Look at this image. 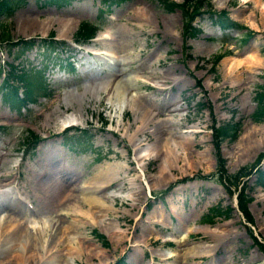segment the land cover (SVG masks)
<instances>
[{"label": "rangeland", "instance_id": "1", "mask_svg": "<svg viewBox=\"0 0 264 264\" xmlns=\"http://www.w3.org/2000/svg\"><path fill=\"white\" fill-rule=\"evenodd\" d=\"M166 2H104L109 15H102L100 0H68L64 5L25 0L10 15L0 18V39L7 36L6 32L10 41L33 37L29 46L18 41L13 45L1 43V69L23 74L42 89L17 108L0 98V123L9 124L0 129V198L13 200L19 207L9 217L0 208V232L21 223L31 231L41 227L45 236L47 231L53 233V227L58 234L65 224H71V230L63 228L62 245L51 247L48 253L58 255L70 246L77 250L71 264H116L119 260L122 264H149L150 257L152 264H264V255L253 240L255 237L264 244V183L263 187L256 184L253 169L264 168V158L244 179L235 175L238 167L251 165L264 152V119L251 118L254 92L264 85L263 8L253 0H202L199 9L186 18L179 6L167 9ZM29 7L39 18L49 11L51 15L54 8L52 17L69 16L76 20L74 27L67 36L57 35L53 25L28 32ZM136 8H143L142 23ZM221 9L227 10L236 25L221 27L215 21V12ZM247 16L249 22L244 18ZM86 21L92 22L94 31L80 37L76 30L81 34L88 26ZM182 22L187 25L183 32ZM192 26L196 30L189 35ZM101 30L110 38L95 40ZM50 33L62 40L45 47L40 37ZM112 33L116 38L110 42ZM115 44L118 49L125 47L129 55L119 57L121 52L116 53ZM106 48L114 49V58L98 54ZM234 59L235 68L230 66ZM117 62L122 67L119 78L130 76L135 81L120 87L125 93L121 109L107 107V99L101 97L94 107L86 102L80 114H71L73 108L65 106L66 93L91 92V86L96 83L99 87L101 76ZM116 83L117 77L113 80ZM135 99L151 115L150 123L138 133L137 120L132 121V104L126 102ZM65 115L73 118L72 122L61 124ZM231 120L239 122L235 139H216L213 127ZM155 124L169 127L165 137L176 157L151 151ZM72 127L86 128V134L68 137ZM26 130L37 137L25 145ZM256 138L262 141L258 149ZM138 140L140 144H136ZM105 165L109 167L104 175L95 179L97 167ZM31 168L38 169L32 172ZM221 172L227 173L231 182H226ZM46 185L64 190L67 204L57 206V195L44 194ZM239 188L251 196L247 202L250 222L235 203ZM160 190L166 192L154 194ZM16 194L30 199L36 210L42 211L29 210L21 201L19 204ZM90 195L99 202L93 205L83 197ZM212 205L225 210L226 216L215 215L208 226L196 225ZM227 206L231 208L226 212ZM84 210L89 213L83 215ZM38 214H45V221H36ZM93 229L104 234V244ZM185 229L188 235L181 242L169 241L170 236ZM218 234L227 235V239L213 248L212 235ZM86 247H93L97 254L90 258ZM196 248L200 250L198 256L188 254L184 258L176 253L162 259L168 250L190 253ZM44 258L31 264H44Z\"/></svg>", "mask_w": 264, "mask_h": 264}, {"label": "bare ground", "instance_id": "2", "mask_svg": "<svg viewBox=\"0 0 264 264\" xmlns=\"http://www.w3.org/2000/svg\"><path fill=\"white\" fill-rule=\"evenodd\" d=\"M241 1H245V0H241ZM253 1L257 2V4L261 8H263L262 11H264V1H261V0H253ZM142 9L136 8V10H135L137 15L140 16L138 21L141 22V23L143 22L142 20H144V18H145L144 11ZM55 12L56 11L54 10V8H52V14H54ZM49 13H51V11L47 12V15L44 18H39L38 14L35 13L29 7V17H28V19H29V30H28V32L31 31V30H34V29L38 30L40 28H47L48 29L50 26L53 25L56 28V30H57V32H56L57 35H64V36L69 35V33L71 31V28L74 27V24H75L76 20L70 18L69 16H68L69 19L66 18V17H63V16H62L63 18H61L60 16L58 18L55 17V16L52 17V14L50 15ZM75 16H76V14L74 13L72 17L74 18ZM244 18H245L246 21L249 20L248 16L244 17ZM94 38H95V40L101 39V37H99V35L98 36L96 35ZM115 38H116L115 34L112 33V38L110 39V42L113 41ZM122 43H124V40L120 41V44H122ZM116 48H117L116 49V53L121 52L119 54V57L122 58V56L124 55V58H126V56L129 55V53L126 51L125 47H122L121 49H118V45H116ZM110 50H111V48H110ZM113 51H114V49H112V52ZM106 52H109V49L106 48ZM109 53H111V52H109ZM119 57H118V59H119ZM247 57H250V58L255 59V60L258 59L257 57H254L252 55H247ZM236 62H237L236 59H234V61H232L230 63V66L235 68ZM120 72H122V67H121L120 63L117 62V65H112L110 67L109 71L101 76L99 82H102V83L100 84V83L97 82V84H100L99 87L96 86V83H95V85L91 86V88L89 89L90 91L92 90L91 92L74 93L72 91H68L66 93V96H65V103L67 104V105L65 104V106H71L73 108V111L71 112V114L72 113H76V112L78 114H80L81 113L80 112V107H84V104L86 102H91V105L94 107L95 102H100L102 100L101 97H104L105 99H107V103H108L107 107H114L117 111L120 110L121 109V101L124 98V94H125V93H123L124 92L123 88L120 89V87H123L124 84H126V86H128V84L129 85L135 84V81H132L131 78H129L130 76H125V77L121 76V78H119V76L121 74ZM116 77H117V83L113 84V80ZM85 88H87V87H85ZM87 91H88V89H87ZM128 101H129V106H131L130 105V102H131V104H132L131 109L134 112L133 114H135V115H133V120L132 121L134 122L135 120H137V123H138L137 126H136V127H138L136 132L137 133L140 132V131L142 132V130H144L146 128L147 124L150 123V121H151V120L149 121V118L151 117V115L149 114L150 111H148L147 110L148 108L144 107V105L142 103H140L141 101L139 102L138 100L135 99L136 102H134L133 100H127L126 102H128ZM152 110H154V109H152ZM55 114H56V111L54 112V116H55ZM72 120H73V118H70V116L65 115L63 117V119H62L61 124H64V123H67V122L70 123V122H72ZM53 123H55V120H53ZM151 127H152V125H151ZM166 133L167 134L170 133L169 132V127H167L165 125H161V124H157V125L155 124V127L153 128V131H152V134H153L152 135V139L153 140L151 142L153 143L152 144V149L153 150H151V151L155 155H164V157L174 158V157H176V155L173 153V147L171 146V143L165 137ZM261 142H262L261 139L256 138L255 143H256V148L257 149L259 148ZM136 144H140V140H138V142H136ZM144 155L146 156V154H144ZM39 166H40V164H39ZM108 167H109L108 165L97 167V170L94 172L95 174H94L93 177L94 178L96 177L95 179L101 178L104 175L103 171L106 168L108 169ZM37 169H35V170L32 169L33 170L32 172H36ZM39 172H41V171H39ZM47 173H49V172H47ZM106 174H108V173H106ZM4 183L2 182L1 184H4ZM100 184H102V183H100ZM107 184H108V182H107ZM107 184H104V186L107 185ZM100 186H97V187L100 188ZM46 189L47 190L44 191V194H46L47 191H48L50 196H56L57 195L56 200H55V202L57 203V206H60V204H62V203L63 204H67L66 203V198L64 197V194H63L64 190H61L60 187H58L57 185L53 186V187L49 186V185H46ZM37 193H38V191H37ZM126 194L128 195V193H126ZM83 197L88 199L91 202V204H93V205L99 202V200L94 195H90V196H87V197L83 196ZM19 204H20V202H19ZM0 208L4 209V212L6 214L4 216H7V217H9L10 212H18L19 211L18 210L19 207L14 203L13 200H11V201L10 200H6L5 201V198H0ZM34 210H36V207L34 208ZM46 210H47V208H46ZM71 210L75 211V212L77 211L75 207H72ZM36 211L39 212V211H42V210H38V208H37ZM79 211H80V213L82 212V210H80V209H79ZM84 212L85 213L83 215H85L87 212L89 213L88 210L87 211L84 210ZM64 213H67V211L62 213L63 216L66 215ZM44 215L45 214H38L37 215L38 217H37L36 221H38V222L39 221H45V219L43 217ZM91 215L93 216L92 212H91ZM6 220L9 221L10 219L8 218ZM58 220L62 221L61 218H58ZM4 221H5V219H4ZM9 225H10V221L8 222V224L6 226L9 227ZM196 225L204 226L205 224H196ZM6 226H5V228H7ZM39 228L40 229L35 228L33 231H31L25 225H23L21 223H15L9 229H2V231L0 232V264H1V261H4V264H9L12 261H14L15 264H31L32 261L35 262V261L39 260V258H41V257L44 258V256H45V258L43 259L44 264H71V261L73 260L72 259V255L77 251L76 249L72 250L71 247L68 246L65 249L64 252H60L58 255H55V253H51L50 255H48V251L47 250L50 249L51 247H54L56 245H59V244L63 243V242L60 243V240L63 238L62 235H61V233L63 232V228L71 230L73 228V226L71 224H65L62 229H59V231L60 230L61 231L58 234H55L58 230H55L56 227H53V229L51 228L53 233H48V231H47V233H45V236H43L42 228L41 227H39ZM186 229H185V232L177 234L176 237L173 236V238H172L173 241L177 240V243L179 241L181 242V240L184 238V236L188 235V232H187ZM112 233L116 234L115 230H112ZM53 234H55V235H53ZM169 235H172V234H169ZM226 239H227V235H222V234L212 235V240H213L212 246H213V248H216L217 245H219L222 241H225ZM220 240H221V242H219ZM62 241H63V239H62ZM86 248H88V250H89L88 254L90 255L89 256L90 258L93 255L97 254L96 250L93 247H90V248L86 247ZM55 250H59V248H57ZM190 251H192V250H190ZM198 252H200V250H198V248H196V250H193L190 253L187 252V251H186V253H183V252L181 253L177 249H176V252L172 253L170 250H168V253H164V257L162 259L165 260L167 258V256L170 257L172 254L175 255L176 253H180V255H182V257H184V258L188 254H189L188 256H191L192 254L193 255L197 254V256H198ZM6 254H8L9 257H7V256L5 257ZM46 255H47V257H46ZM175 256H177V255H175ZM175 256H172L171 258L174 261H177V259L174 258ZM132 257H134V255H132ZM179 258H180V256H179ZM179 261H180V259H179ZM39 263H40V261H39Z\"/></svg>", "mask_w": 264, "mask_h": 264}, {"label": "trees", "instance_id": "3", "mask_svg": "<svg viewBox=\"0 0 264 264\" xmlns=\"http://www.w3.org/2000/svg\"><path fill=\"white\" fill-rule=\"evenodd\" d=\"M65 1L67 0H48V2H52L55 4H63ZM118 2L121 0H101V2ZM167 1V9H170L171 6L173 7L174 5L177 6H181L180 3H176L172 0H165ZM191 0H185L186 3L190 2ZM200 2L201 0H196V3ZM25 0H0V16H6L9 15L11 13V11L19 6L24 4ZM199 5V4H198ZM198 5H193L192 10L195 11V9H198ZM192 11V12H193ZM215 21L222 27V26H226V25H236V23L234 21H232L227 13L224 10H219L215 12ZM196 30L195 26H192L191 29L189 30L188 34L192 35ZM91 31V28H89L87 26V28L81 30V34L80 35H88L89 32ZM78 32V30H77ZM5 39L7 38L6 41L8 40V34L6 32ZM43 45H45V47H51L53 45V43H55V41L52 40H45V39H41ZM19 44H21L22 46H27L32 42V39H23V38H19ZM14 43V42H12ZM9 75H13V73L8 72ZM17 76V74H14ZM20 78H23L24 81L26 82L27 86H28V80L24 78L23 75L19 74ZM30 82V80H29ZM29 88V87H28ZM258 89L260 90H256L254 93L255 95V107L252 109L251 111V118L253 121H260L264 119V85H259L257 86ZM0 95L3 98V100H9L11 102L12 105L18 106L19 104V99L18 96L14 93V91L12 89H10L6 82L2 83L0 86ZM212 127V126H211ZM239 129V122L236 120H231V121H225L221 124H219L218 126L213 127L212 132L214 133L215 138L217 139H224L227 138L229 140H233L235 139L237 132ZM30 133V132H28ZM86 134V128H82V129H77L76 127H74V131L71 135H75V136H82ZM30 138L33 139L35 138V134L30 133ZM218 162L221 164V162H223L222 157H219ZM218 163V164H219ZM241 173V171H240ZM221 175L223 178H225V180L231 182V178L229 177V175L225 172H221ZM239 175H243V174H239ZM255 178L257 179V183L259 184H263L264 183V171L263 170H258ZM235 185V182L232 183V185ZM236 205H237V209L241 212L242 216L244 217V219L246 221H250V214L247 210V201L250 200V196H248L246 193L243 194L242 192V188H239L236 191ZM231 208V206H227L226 207V212L227 209ZM225 210H223L221 207H219L218 205H212L208 208L207 212L204 214V216H202L200 218V220L202 221H208L211 222L213 217L215 215H219L221 216H226L225 215ZM93 234H95V236L97 238L100 239L101 242L105 243V241L103 240V237L96 232H93ZM257 248L264 254V244L259 242L255 237L253 238Z\"/></svg>", "mask_w": 264, "mask_h": 264}]
</instances>
